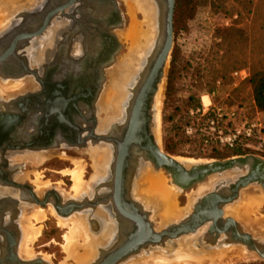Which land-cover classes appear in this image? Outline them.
Listing matches in <instances>:
<instances>
[{
  "label": "flooded vegetation",
  "instance_id": "flooded-vegetation-1",
  "mask_svg": "<svg viewBox=\"0 0 264 264\" xmlns=\"http://www.w3.org/2000/svg\"><path fill=\"white\" fill-rule=\"evenodd\" d=\"M72 1L36 0L26 10L11 12L9 26L0 30V59L8 53L5 61H0V87L8 82L23 83L21 89L0 94V264H51L42 254L30 258L20 254L22 220L36 207L45 210L52 206L56 219L57 215L64 220L85 217L92 238L108 237L98 249V258L88 264H96L101 253L130 244L142 233L152 238L154 231H162L153 221L156 206L136 198L145 171L154 170L149 163L155 140L146 122L148 114L144 113L133 130L130 96L120 115L112 119L103 107L110 77L124 49L120 24L124 25L122 6L126 3L74 0L70 5ZM55 9L57 15L41 36L13 47L15 37L38 32ZM104 11L107 15L103 17ZM21 12L24 14L19 16ZM109 118L104 127L103 122ZM93 150L100 151L95 159ZM102 152L109 155L96 171L95 162H101ZM81 157L91 162L93 173L90 190L79 195L67 196L57 187L40 191L42 186L31 179L34 172L29 176L24 170V165L37 167L43 162ZM212 193L207 191L197 201ZM212 228L200 229L196 236L206 239H197L196 245L216 249L230 245L246 232L239 223L226 221L216 228H227L229 237L218 236ZM114 243L119 245L115 247Z\"/></svg>",
  "mask_w": 264,
  "mask_h": 264
},
{
  "label": "rangeland",
  "instance_id": "rangeland-1",
  "mask_svg": "<svg viewBox=\"0 0 264 264\" xmlns=\"http://www.w3.org/2000/svg\"><path fill=\"white\" fill-rule=\"evenodd\" d=\"M248 1L254 5L259 3V0ZM1 2L4 1L0 0V24L6 20L11 12L16 14L20 11L16 9L18 3L13 0L5 2V4L11 5V8L8 9ZM124 2L126 3L125 0ZM21 3L28 6L25 0ZM192 8L187 17H184L182 25H179L178 29L174 30L173 49L157 95L158 99L156 97L157 100H155L153 127L155 140L164 153L181 162L191 164L223 161L250 155L264 160V112L257 110L250 81L239 83L232 78V74L239 69L251 71L250 67L252 65L264 68V13L256 16L254 15V10L253 13L249 14L233 0H193ZM122 10L125 18L124 32L133 28L137 22L145 28L144 21L146 19L140 12L134 15V11L132 12L127 4L122 6ZM120 40L124 49L122 50L119 63L128 54L129 47L126 40L122 38ZM112 79L110 77L111 82ZM218 82H220L219 86ZM21 83V81H17L8 82L7 84H9L8 87L21 85L12 89L14 91L22 88L23 84ZM3 84H1L0 91H4ZM6 91L9 90H5L3 93ZM214 91L217 92L213 99L214 104L235 107L239 112V117L236 121L238 126H242L245 123H253L258 127L256 138L240 151L205 147L200 139H192L186 135L185 131L188 126L185 125V121L187 120V115L194 109L192 105L197 104L198 107L204 97L205 102L208 103L206 96ZM94 153L99 155L100 151H92L93 159L97 157ZM240 153L242 155H237ZM100 159L101 162H95L96 171L98 169L101 170L103 167V153ZM77 163L81 164L83 168L82 186H85L84 191L88 190L91 183L90 176L93 172L89 166L91 162L84 157L78 160L57 159V161L43 162L37 167L24 165V170L29 171V176L31 175L30 172H34L35 177H31V179L35 181L36 185L42 186L40 191L57 187L67 196L73 193L79 195L74 188L73 177L69 174V172L76 170ZM164 174L151 170V177L165 178L167 185L173 187ZM209 180L211 179L209 178L203 185H207ZM147 183L144 177L141 181V195L148 206L151 204L158 206L156 207V215L153 217L155 228L158 231L185 219L192 213L193 205L198 197L211 190L208 188L202 190L203 185L195 186L189 191H179L177 189L179 191L177 211L181 212V214L171 215L166 212L163 194L153 191ZM191 199L194 201L192 205ZM230 207L237 208L238 213L228 215L226 211ZM230 207L225 210V215L234 218L244 231L252 234L255 238H258L259 234L262 235L264 233V190L261 187L251 186L244 190L240 199ZM37 208L40 207L35 209ZM51 208L52 206H50V209L44 210L46 218L43 222L34 223L35 228H40L41 232L36 242L30 245L31 257L42 254V257L51 264H75L73 256L78 251L80 252V248L84 251L82 247L83 240H78L75 245L78 251L74 248H69L71 250L70 253L73 254L70 259L71 254L67 249L68 244L66 242L70 236L71 225H66L68 227L61 225L59 222L61 217L57 215L56 219L55 212L52 213ZM74 218L77 219L78 216ZM71 220L74 219H68L67 221L70 222ZM248 223L253 227L252 230L248 229ZM191 248L194 249L188 254L189 257H185L186 260L181 258L172 262L150 261L149 263L141 264H264V259L243 245H224L216 248V250L207 249L208 251L202 249L199 245L191 246ZM220 248L222 249L220 250ZM210 250L211 252H218L216 254L219 255H209L208 252ZM206 252L208 255H202V258L199 259L200 254H205Z\"/></svg>",
  "mask_w": 264,
  "mask_h": 264
},
{
  "label": "water",
  "instance_id": "water-1",
  "mask_svg": "<svg viewBox=\"0 0 264 264\" xmlns=\"http://www.w3.org/2000/svg\"><path fill=\"white\" fill-rule=\"evenodd\" d=\"M74 2L73 0L70 5ZM151 2L156 13L157 23L155 25L158 33L151 47L147 50L145 59H143L140 70L133 81L135 84L130 89V106L132 107L130 127L134 130L140 124L144 113H146L148 114L146 122L153 132L155 100L160 91L174 44L176 2L175 0H151ZM22 14L24 13H19V16ZM56 15L57 9L50 12L45 17L43 26L38 32L32 35L20 34L15 37L13 47L15 48L19 43L32 37L41 36L51 25V21ZM120 25V29L123 31V23ZM7 56L8 53L0 61H5ZM129 137L128 140L130 141L132 136ZM149 163L153 165L154 171L165 173L164 175L170 180L171 185L179 191L192 190L193 187L206 183L211 177H217L221 181L211 189L213 192L211 195L193 205V213L185 219L165 227L160 232L154 231L152 238H146L142 233L132 239L130 244L120 248L117 247L114 250L111 249L107 254L105 252L101 253V257L96 264H124L139 256H148L156 251H175L178 242L182 238L195 236L200 229L206 226L211 225L214 230L217 224L223 221L237 225L238 223L234 218L225 215V210L234 205L240 199L241 193L249 187L259 186L264 190V160L253 155L223 161L191 164L181 162L164 153L155 140ZM231 174L236 176L233 179L225 177ZM211 233L212 231H210ZM216 233L218 236H230L227 228H216ZM118 245L119 243H116L115 247ZM230 245H243L264 259V237H258L254 240L250 233L244 232L240 238L233 239ZM133 250L135 254H133Z\"/></svg>",
  "mask_w": 264,
  "mask_h": 264
},
{
  "label": "bare ground",
  "instance_id": "bare-ground-1",
  "mask_svg": "<svg viewBox=\"0 0 264 264\" xmlns=\"http://www.w3.org/2000/svg\"><path fill=\"white\" fill-rule=\"evenodd\" d=\"M1 1H4V2H1V4L3 3L6 7L7 4H5V2L7 0H1ZM13 1L18 3V7L16 8L17 10H21V9H24L27 7L25 4L21 3L24 0H13ZM34 1H36V0H25V2H27V4H28V7ZM125 1H126V4L129 6V8L132 10V12L134 11V13H135L134 15H136L138 12H140L145 17L146 21H144L145 24L143 23L145 25V28H143L142 24L140 25L137 22V24H135L133 26V28L129 29V31L123 32V33L121 32L122 33L121 37L123 38V40H126L128 42L129 47H128V54L123 57V59L121 60L117 70L115 71L114 75L112 76L113 79H112V82L110 81L111 82L110 88L108 87L109 91L107 92L106 97H105L106 101H105V105L103 107H104L105 111H107V113L111 119H112V117L114 118V117L120 115V113L122 112V107L127 103L128 97L130 96V87L134 86L135 83L133 81L135 80V76L138 73V71L140 70V66L143 63V59H145L147 50L151 47V45H152L153 41L156 39L157 33H158L157 29H156V25H155L157 23L156 13H155L154 7L152 6V2L150 0H125ZM89 7H91V6H89ZM93 8L95 9V11L98 10L96 7H93ZM147 9H151V10H147ZM24 10H26V9H24ZM105 12L106 11L103 12V15H102L103 17H104V15H107V13L105 14ZM8 20H9V16H7L6 20H4L2 24H0V30L2 28L4 29L5 27L9 26L10 23L8 24V22L10 20L9 21ZM49 41H51V40H49ZM39 47H41V45ZM46 47H48V46H46ZM38 50H39V48H38ZM35 55H37V54H35ZM21 84H23V83H21ZM8 85L9 84H7V83L3 84L4 91L5 90H12V89H15V88L21 86V85L16 84L17 86L13 85V86L8 87ZM4 91H0V94L3 93ZM157 99H158V97H157ZM110 118L105 122L102 121L104 127H106V125H108ZM125 128H126V125H125ZM102 153H103L104 158H106V154H107V156L109 155V153H106V152L105 153L102 152ZM94 155H97V154L94 153ZM76 166H77L76 170L69 172V174H71V176L73 177L74 188L77 191V194L78 193L80 194L85 189V186L84 187L82 186L83 168H82L81 164H79V163H77ZM151 170H152L151 168H148L144 173L143 178L144 177L146 178V183L149 181V183H147V184H148V186H150L152 188L153 191H158L161 194H163L167 213L169 212L171 215H173V214L180 215L181 212L177 211V197H178L179 191L176 188L169 187L167 185L168 183H167V180L165 178L154 177V176L151 177ZM235 176L236 175L231 174V175H227L225 177H227L228 179H233ZM212 178H210L211 180H209V183L207 185L202 184L203 185L202 190L207 189V188L212 189L216 183H219V181H221V179H218V178L212 179ZM88 190H90V189L88 188ZM136 198L137 199L143 198V196L141 195V183L139 184V191L137 192ZM144 199H145V197H144ZM192 202H194L193 199H191V205H192ZM160 205H162V204H160ZM258 205H260V204H258ZM85 207H87V206H85ZM156 207H158V206H156ZM87 208H89V207H87ZM162 208H163V206H162ZM160 209H161V207H160ZM236 209L237 208H231L230 207L227 209L226 213L228 215L238 213V211ZM51 212L54 213L52 208H51ZM45 218H46V213L41 208L29 210V211H27L26 215H24V218H23L22 223H21L23 242H22V245L20 247L21 248L20 254H22V257L30 258L32 256V251L30 249V245L33 244L34 242H36V240L40 236V232H41L40 228H35L34 223L35 222L41 223L45 220ZM73 219L74 220H71L70 222H68L67 220H63V219H60V221H59L60 224L63 226H66V225L69 226V224L71 225V229L69 230L70 236H69V238L67 237L68 239L66 242L68 244V247H67L68 250L70 247L72 249L74 248L75 250H77V248H75V245L78 243V240H80V239L83 240L82 247H83L84 251L82 250L83 252L81 254H79L81 252V250H80V252L77 250L78 253L73 256V254L70 253L71 250H69V253L71 254L70 259L73 256V259L75 260V262H77V264H88L89 262L92 263V261H94L97 257L99 247H101L102 244L106 243V240L108 237H106V236L104 237L101 235V237L98 240L94 239L95 237L92 238L88 232L85 217L84 218L78 217L77 219H75V218H73ZM68 226H66V227H68ZM247 226H248V229H250V230L253 229V227H251V225L249 223L247 224ZM262 235L264 236V233ZM262 235L259 234V236H262ZM205 237L206 236H204L203 238H200V237L198 238V236H196V235L184 237L178 242V247L175 251H168V250L156 251V252L151 253L148 256L147 255L139 256L133 260L128 261L127 263H124V264H141V263H145V262L149 263L150 261H162L165 263V262H172L174 260H178L181 258L185 259V257L186 258L189 257L188 254L191 253L192 249H194V248H191V246L196 245L197 239H199V240L206 239ZM207 239H208V237H207ZM115 242H117V241H115ZM70 245H72V246H70ZM114 245H115V243H114ZM221 249L222 248H220V250ZM65 250H66V248H65ZM206 251H208V250L206 249ZM210 252H211V250H210ZM210 252H208V254L211 256L212 255H215V256L219 255V254H216V253H218L216 251L211 252V253ZM208 254H207V252L205 254H200L201 256L199 259L202 258V255H208ZM195 257H196V255H195ZM151 263H154V262H151Z\"/></svg>",
  "mask_w": 264,
  "mask_h": 264
},
{
  "label": "built area",
  "instance_id": "built-area-1",
  "mask_svg": "<svg viewBox=\"0 0 264 264\" xmlns=\"http://www.w3.org/2000/svg\"><path fill=\"white\" fill-rule=\"evenodd\" d=\"M239 83L250 80V72L247 69L237 70L232 74ZM220 82H218V86ZM216 91L201 99L200 105L191 110L189 116L194 123L186 128V135L192 139H200L205 147H216L233 150L239 146H247L256 138L257 125L245 123L238 126L236 121L239 112L235 107H228L222 104H214L213 99Z\"/></svg>",
  "mask_w": 264,
  "mask_h": 264
},
{
  "label": "trees",
  "instance_id": "trees-1",
  "mask_svg": "<svg viewBox=\"0 0 264 264\" xmlns=\"http://www.w3.org/2000/svg\"><path fill=\"white\" fill-rule=\"evenodd\" d=\"M238 5L242 6V8L245 9V11L249 14L253 13L254 15H259L260 13H264V0H259V3L253 4L248 0H233ZM175 14H174V30L179 25H182L184 21V17H187V15L190 13V9L192 8L193 0H175ZM254 7V9H253ZM264 28V24H263ZM250 85L252 87L253 91V97L255 101V105L257 107V110L260 112H264V68L258 67L256 65H252L250 67ZM241 70V69H239ZM174 73V72H173ZM172 84V83H171ZM192 107L195 109L197 108V104L192 105ZM186 126H190L194 123V119L191 118L189 115H187V120L185 121ZM250 143V142H249ZM244 148V146H239L235 150H241ZM237 155H242L237 154Z\"/></svg>",
  "mask_w": 264,
  "mask_h": 264
}]
</instances>
